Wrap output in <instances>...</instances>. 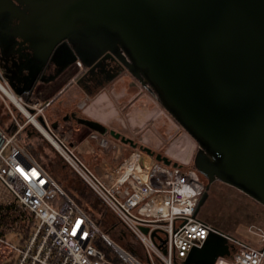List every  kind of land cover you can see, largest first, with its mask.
<instances>
[{
	"label": "water",
	"instance_id": "water-1",
	"mask_svg": "<svg viewBox=\"0 0 264 264\" xmlns=\"http://www.w3.org/2000/svg\"><path fill=\"white\" fill-rule=\"evenodd\" d=\"M77 60L84 90L128 71L196 139L194 167L208 179L197 211L216 180L264 205V0H0V65L17 94ZM226 254L213 233L185 263Z\"/></svg>",
	"mask_w": 264,
	"mask_h": 264
},
{
	"label": "built area",
	"instance_id": "built-area-1",
	"mask_svg": "<svg viewBox=\"0 0 264 264\" xmlns=\"http://www.w3.org/2000/svg\"><path fill=\"white\" fill-rule=\"evenodd\" d=\"M77 64L82 66L81 61ZM19 100L29 113L17 107L21 114L16 115L10 109V126L0 124V253L13 254V264H186L190 252L213 233L224 236L230 246V254L213 264H264V228L250 225L241 238L198 218L206 185L196 168L166 164L145 150H134L117 164L104 160L92 168L80 152L93 150L89 137L105 156L117 145L114 139L92 129L77 144L69 142L50 125L39 100ZM27 124L47 138L132 232L129 246L111 238L32 154L21 138ZM58 196L63 198L60 204L52 201ZM8 210L18 212L28 230L6 221Z\"/></svg>",
	"mask_w": 264,
	"mask_h": 264
},
{
	"label": "rangeland",
	"instance_id": "rangeland-1",
	"mask_svg": "<svg viewBox=\"0 0 264 264\" xmlns=\"http://www.w3.org/2000/svg\"><path fill=\"white\" fill-rule=\"evenodd\" d=\"M71 67L72 68L68 69L67 72H64V77L67 81L66 86L73 83L71 86V89L73 90L72 94L77 92L76 94L74 93L73 98H71V101H73L71 103V107H78V105L80 107H88V105H92L97 98H93L91 95H85L82 91L84 89L79 85V87L82 89L81 90L76 85L75 79H77L76 75L80 70V65L74 64ZM69 70H71V73ZM143 86L151 90L149 87L143 85L128 71H125L114 81L104 86L106 88L102 92H105V94L109 96L111 95L110 98L112 99V102H114L113 99H115L116 93H120L122 91L124 92L125 90L129 92V95L127 97H123L117 105L121 108L120 111L123 118L122 121L127 125H129V121H131L129 119L131 115L130 110L132 107H136L138 103L141 105L152 104L153 107H161L159 104L160 101L158 100L156 94L152 90L151 92L155 97L148 94ZM68 87H70V85ZM141 87L144 88V90L141 91ZM61 91H63V89ZM138 93L140 95H138ZM62 94L63 92L60 94L59 99L54 104L52 100L45 101L37 97H32V101L39 100L43 107H45L44 115L49 123L50 121L48 116L50 107H68L66 105L62 106V99H64ZM10 109H12L16 115L21 114L19 109L15 107V105L0 92V124L3 126L8 127L11 124L12 118ZM164 110L163 111L165 113L163 112V115H165L166 119L162 118L157 120V124L152 121L147 122L145 125V127L147 126L146 128L136 129V133L133 134L139 138L145 137V135L147 136L148 133L147 128H150V126L153 125L154 127H151V131H153L156 135L157 138L155 140L157 141L155 142L156 145L152 146H157V149L155 150L167 157L168 161H165V163L180 165L183 168L194 167V156L198 151V143L196 139L186 129H184L166 109ZM38 118L41 122L44 121L41 116H38ZM23 119L25 120V117H23ZM71 124L76 126L79 125L75 124L74 122ZM54 130L60 133L61 137L66 138L67 141L71 142L76 139L77 143L87 138L91 133V131L85 129L84 126H78L77 129L72 128V131L67 130L65 132H62L57 128H54ZM21 138L24 142H26L32 154L45 166H47L57 178L62 180L65 187L69 186L73 189L78 188L80 190H86L88 193L90 192L92 201H94L97 208H99V216L101 217L100 227L105 232H107L111 238L126 246H129V244L133 242L134 236L132 232L119 223L115 213L112 210L107 209L99 197L95 193L91 192L84 180L67 165L55 147L38 129L35 128V126L32 124H27L26 130L21 134ZM91 144L94 146L93 149L96 148V145L93 142H91ZM142 144L150 143L146 141L144 143L141 142L139 145L138 141L135 142L134 139L125 144L124 148L127 146L126 149L130 150V154L132 152L131 150L140 149ZM152 148L153 147H151V150H153ZM96 153L98 154L99 152ZM126 153H128L127 150ZM81 154L84 161L88 164L96 162L95 157H91L89 159L87 152ZM98 156L100 157V161L98 160V162L107 160V156L103 154L99 153ZM124 158L125 156L121 157L119 162H121ZM199 175L201 180L205 183V185H207L208 179L206 176L200 171ZM99 201H101V204H98ZM197 216L202 220L212 222L214 225L226 231L227 233L237 235L241 238H246L248 235V227L250 225L264 228V205L245 194L238 188L220 180H216L211 183L210 188L208 189V197L200 206ZM12 257L13 254L3 255L0 253V264L11 260Z\"/></svg>",
	"mask_w": 264,
	"mask_h": 264
},
{
	"label": "crops",
	"instance_id": "crops-1",
	"mask_svg": "<svg viewBox=\"0 0 264 264\" xmlns=\"http://www.w3.org/2000/svg\"><path fill=\"white\" fill-rule=\"evenodd\" d=\"M67 71L68 70H66V72ZM69 72L71 73V70H69ZM64 75L65 73L61 74L59 77H57L55 80H52L47 85L39 83L34 88V90L30 92H26L21 95L22 96L31 95L32 97H37L45 101L52 100L54 104L59 99L60 94L63 92L62 96L64 97V99H62V106L66 105L68 107H50L48 119L51 123V126L53 128L60 129L62 132H65L67 130L72 131V128L77 129L78 126L79 127L84 126L85 129L90 130V131L92 130V128H89L88 126L80 123L78 121V118L91 119V120H94V121H97L103 124L107 129V131L104 132V134H107L109 137L114 139V141H116L117 143V145H113L110 155L107 156L106 158L107 161L113 165L119 163L121 157H124V156L126 157L129 154L130 150L126 149L127 146L124 148V145L127 144L128 142L122 141L121 138H117L115 135H112L111 134L112 130L115 131V133H120L121 136H124L127 139H130V140L135 139V142L138 141L139 145L141 142L144 143L148 141L150 144H142L140 149H133L131 151H134V150L147 151V148L151 149V147H153L152 148L153 150L151 151L156 156V154L158 153L157 150H155L157 149V146H152V145H156L155 142L157 141L155 140L157 138L156 135L154 134L153 131H151V127H154V126L151 125L150 128H147L148 133H147V136L145 135V137L139 138L135 136L133 133H136L135 132L136 129L146 128L147 126L145 127V125L147 124V122L152 121V122H155V124H157V120L162 119V118L166 119L165 115H163L165 113L164 112L165 108L161 103H159L161 107H153L152 104L150 105L142 104L141 105L138 103L136 107H132V109L130 110L131 115L129 119L131 121H129V125H127L122 121L123 118H122L121 111H120L121 108L117 106L119 101H121L123 97H127L129 95V92L127 90H125L124 92L122 91L120 93H116L115 94L116 97L115 99H113L115 102L114 103L111 101L112 100L110 98L111 95L109 96L105 94V92H102L106 87L97 88L92 91H88V90H82L76 82V85L78 86V88H80L84 92L85 95H89V96L91 95L93 96V98H97V99H95L92 105L90 106L88 105V107H80L79 105L78 107H71V103L73 102L71 101V98H73V95L75 92L72 94L73 90L71 89V86L73 85V83L69 84L70 87H68L69 85L66 86L67 81ZM144 88L141 87V91L144 90ZM62 89L63 91H61ZM145 89H146L145 91L148 94L153 95L151 90H149L148 88H145ZM139 93L138 95H140ZM72 122H74L75 124H79V125L78 126L73 125L71 124ZM89 140L92 141L96 145V141L93 138L89 137ZM71 142L77 143L76 139ZM126 150L128 153H126ZM80 152L81 153L87 152V154L89 155V159L91 157L94 158L96 156L95 157L96 162L89 164L91 167L93 166L92 168H94L99 163L98 160L100 157L98 156L99 153L98 154L96 153L98 152L97 148L93 149L92 151L86 150V151H80Z\"/></svg>",
	"mask_w": 264,
	"mask_h": 264
},
{
	"label": "trees",
	"instance_id": "trees-1",
	"mask_svg": "<svg viewBox=\"0 0 264 264\" xmlns=\"http://www.w3.org/2000/svg\"><path fill=\"white\" fill-rule=\"evenodd\" d=\"M27 97V96H26ZM32 97V96H30ZM82 156V154H81ZM95 156V155H94ZM96 157V156H95ZM68 165V164H67ZM69 166V165H68ZM47 167V166H46ZM71 169L72 167L69 166ZM48 168V167H47ZM73 170V169H72ZM74 171V170H73ZM75 172V171H74ZM76 173V172H75ZM54 175V173L52 172ZM77 174V173H76ZM78 175V174H77ZM55 178L58 180V182L61 184V186L74 197L89 213L90 215L96 220V222L100 225L101 224V217L99 216V208H97L96 203L92 201L91 194L90 192L88 193L86 190H80L78 188H71L69 186H64L62 180L56 177ZM79 176V175H78ZM80 177V176H79ZM85 182V181H84ZM86 183V182H85ZM87 184V183H86ZM88 186V185H87ZM89 187V186H88ZM90 188V187H89ZM91 192L94 193V191L90 188ZM56 204H60L63 201L62 197H56L54 200H52ZM103 203V202H102ZM98 204H101V201L98 202ZM4 219L8 222H14L16 226L18 227H25V220L21 215L12 210H8L7 213L5 214ZM33 219H31L32 221ZM26 230H28L27 227H25ZM3 264H13V260H10L8 262H5Z\"/></svg>",
	"mask_w": 264,
	"mask_h": 264
},
{
	"label": "bare ground",
	"instance_id": "bare-ground-1",
	"mask_svg": "<svg viewBox=\"0 0 264 264\" xmlns=\"http://www.w3.org/2000/svg\"><path fill=\"white\" fill-rule=\"evenodd\" d=\"M78 61H81V60H77V62L75 63V64H77L78 63ZM82 62V61H81ZM78 65V64H77ZM83 65L84 64H82V66H80V68H82L83 67ZM4 78H1L0 77V92L2 93V91L4 92V93H2L5 97H7L14 105H15V107H19L20 109H22L25 113H29V111L25 108V107H23V105H22V103L20 102V100H19V98H22L21 96V94H17L16 93V91L13 89V87L11 86V84H9L8 83V79H4L5 80V82L7 81V84H9L8 86L9 87H11V88H8V87H6L5 86V84L3 83L4 82V80H3ZM35 122V125L43 132V134H47L48 136H50V134L48 133V131H47V129L45 128V127H43V125L38 121V120H35L34 121ZM50 138H52L51 136H50ZM52 142L54 143H56V141L52 138ZM57 144V143H56Z\"/></svg>",
	"mask_w": 264,
	"mask_h": 264
},
{
	"label": "flooded vegetation",
	"instance_id": "flooded-vegetation-1",
	"mask_svg": "<svg viewBox=\"0 0 264 264\" xmlns=\"http://www.w3.org/2000/svg\"><path fill=\"white\" fill-rule=\"evenodd\" d=\"M19 5H20V4H19ZM22 5L27 9V11L29 10V8H27L25 4H22ZM28 12H29V11H28ZM12 19L15 21V23H17V22H16L17 18H15V17L13 18V17H12ZM73 65H74V64H73ZM73 65H71V66H73ZM71 66L69 67V69L72 68ZM84 68H85V66L83 65V67L80 68V70H79L78 72H80V71L83 70ZM64 72H66V71H64ZM64 72H63V73H64ZM0 73H1V75H2V78H4V79L6 78V79H7V76L4 74V70L2 69L1 65H0ZM119 76H120V75H119ZM4 79H3V80H4ZM77 79H78V78H77ZM77 79H75L76 82H77ZM114 80H115V79H114ZM114 80H113V81H114ZM4 81H5V80H4ZM6 82H7V81H6ZM8 83H9V81H8ZM9 84H10V83H9ZM9 84H8V85H9ZM9 86H10V85H9ZM102 87H103V86H102ZM102 87H100V88H102ZM10 88H11V87H10ZM96 89H97V88H96ZM33 90H34V89H33ZM31 91H32V90H31ZM30 96H31V95H30ZM30 96L27 95V97H26V96H21V97H22L25 101H32L33 98L30 97ZM26 99H27V100H26Z\"/></svg>",
	"mask_w": 264,
	"mask_h": 264
}]
</instances>
